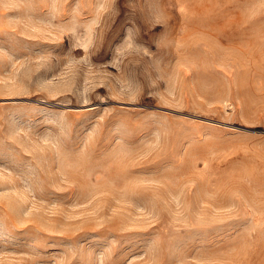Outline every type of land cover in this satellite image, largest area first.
Instances as JSON below:
<instances>
[{"label":"rangeland","instance_id":"obj_1","mask_svg":"<svg viewBox=\"0 0 264 264\" xmlns=\"http://www.w3.org/2000/svg\"><path fill=\"white\" fill-rule=\"evenodd\" d=\"M0 264H264V0H0Z\"/></svg>","mask_w":264,"mask_h":264}]
</instances>
